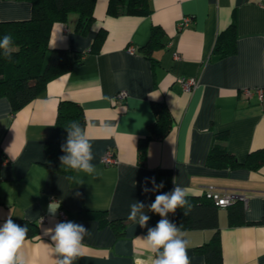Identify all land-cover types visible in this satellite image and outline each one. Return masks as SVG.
I'll return each mask as SVG.
<instances>
[{
	"label": "crops",
	"instance_id": "crops-1",
	"mask_svg": "<svg viewBox=\"0 0 264 264\" xmlns=\"http://www.w3.org/2000/svg\"><path fill=\"white\" fill-rule=\"evenodd\" d=\"M107 7L108 0H97L96 19L86 33L76 29V14L52 27L50 47L84 54L80 64L49 81L16 112L8 98L0 97V226L10 212L13 219L38 223V235L26 238L23 249L29 264H53L52 241L44 230L67 221L88 230L83 255L73 264H151L154 254L143 237L161 217L148 206L155 195L174 188L175 178L188 195L199 196L214 185L246 196L244 224L230 225L229 207H219L223 264H264V223H259L264 218V164L256 170L207 165L220 132H227V149L240 161L264 148V98L244 91L264 89V0H152L146 16H111ZM31 15L28 0H0V20ZM187 15L191 22L179 29ZM232 22L236 51L213 58L219 33ZM155 25L163 30L162 43L150 48ZM101 28L104 42L99 51H91ZM183 76L196 78L197 85L185 90L177 81ZM122 89L128 96L117 102ZM61 100L84 109L95 174L74 171L68 177L43 163ZM158 102L168 106L172 127L163 138L150 139L141 158L139 145L149 135ZM108 148L116 164L103 163ZM146 177L164 187L144 193ZM135 201L146 206L147 227L127 218ZM120 220L124 228L118 234L112 221ZM181 232L190 264H203L205 256L195 249L210 240L214 229Z\"/></svg>",
	"mask_w": 264,
	"mask_h": 264
},
{
	"label": "trees",
	"instance_id": "trees-1",
	"mask_svg": "<svg viewBox=\"0 0 264 264\" xmlns=\"http://www.w3.org/2000/svg\"><path fill=\"white\" fill-rule=\"evenodd\" d=\"M32 4L30 18L21 20H0V38L11 35L17 48L11 59H6L0 52V97L10 101L12 111L24 107L44 91L49 81L70 71L83 61L80 52H72L66 48H51L50 35L56 22L67 23L72 14L78 19L76 29L81 33L89 31L95 21L97 0H28ZM152 0H108L107 13L111 16L133 15L146 16L151 13ZM163 30L154 26L150 48L161 44ZM106 37V30L98 31L91 51L100 50ZM236 23L222 30L213 50V58H222L236 51ZM137 50V49H136ZM150 56V50L147 51ZM150 58H152L150 56ZM155 120L149 126V135L139 145L140 156L146 155L148 141L152 138H163L171 129L173 118L168 106L163 102L154 104ZM72 121L78 122L85 130L86 116L83 107L71 100H61L58 105L54 129L45 142L46 159L43 162L50 169L70 177L74 171L61 166L59 157L64 155L61 145L66 142L65 127ZM227 132H220L207 156V165L216 168L259 169L264 164V148L251 151L245 160L240 161L225 144ZM188 206L178 208L171 213L170 221L180 230L212 228L214 233L209 241L198 246L197 253L205 256L203 264H223L221 232L219 226V206L204 193L187 195ZM229 224L241 225L245 219V204L238 199L229 206ZM186 213V214H185ZM15 223L28 225L27 238H34L39 233L36 221L13 219ZM117 233L123 232V221H112ZM259 223H264L262 218Z\"/></svg>",
	"mask_w": 264,
	"mask_h": 264
},
{
	"label": "clouds",
	"instance_id": "clouds-1",
	"mask_svg": "<svg viewBox=\"0 0 264 264\" xmlns=\"http://www.w3.org/2000/svg\"><path fill=\"white\" fill-rule=\"evenodd\" d=\"M15 51L17 48L11 35L6 34L0 38V52L6 59L10 60ZM65 130L66 142L61 145V151L65 154L59 157L61 166L75 172L95 174L97 170L92 163V144L86 131L76 121L70 122ZM149 183L151 188L147 186ZM173 183L174 188L171 191L155 195L154 202L148 206V211L161 217L155 227L148 228L147 235L143 237L147 248L154 254L151 264H190L187 255L188 242L180 228L167 218L169 213H175L178 208L189 207L187 189L178 186L175 178ZM163 187L162 181L157 184L155 177H146L142 190L144 193L157 192ZM145 207L143 202L132 203L128 220L141 228L147 227L150 216L145 214ZM28 231V225L15 223L10 212L0 226V264H29L23 251ZM87 232L83 225L72 221L59 222L54 228L45 229L44 235L50 236V246L56 257L53 264H73L82 256V242Z\"/></svg>",
	"mask_w": 264,
	"mask_h": 264
},
{
	"label": "built area",
	"instance_id": "built-area-1",
	"mask_svg": "<svg viewBox=\"0 0 264 264\" xmlns=\"http://www.w3.org/2000/svg\"><path fill=\"white\" fill-rule=\"evenodd\" d=\"M192 20V17L187 15L184 16L181 22L179 23V29H182L183 27L187 26ZM130 51H136L135 48L129 47ZM177 81L182 85V87L189 91L194 86L197 85L196 78H188V77H179ZM245 93L247 96H251L253 93H257L260 99L264 98V89L263 88H245ZM128 96V91L125 89L119 90L118 93L115 96V101H122ZM102 161L106 165H112L116 164L118 162V158L114 153V150L112 148H108L106 152L104 153L102 157ZM204 194L212 199L216 205L219 207H226L230 204L234 203L236 200L240 199L244 202V204H247V198L244 195H235L227 191H221L218 190L217 187L214 185H208L205 190ZM61 218H66V212L64 210L61 211Z\"/></svg>",
	"mask_w": 264,
	"mask_h": 264
}]
</instances>
